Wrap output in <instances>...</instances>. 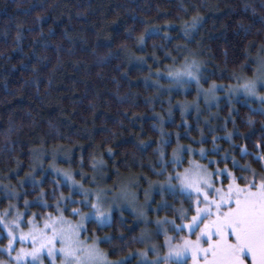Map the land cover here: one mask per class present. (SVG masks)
Instances as JSON below:
<instances>
[{
    "label": "trees",
    "instance_id": "16d2710c",
    "mask_svg": "<svg viewBox=\"0 0 264 264\" xmlns=\"http://www.w3.org/2000/svg\"><path fill=\"white\" fill-rule=\"evenodd\" d=\"M263 55L264 0H0V183L19 207L56 213L71 189L44 168L59 150L107 175L162 176L175 153L179 167L204 154L216 178L251 179L250 166L259 179L264 114L244 98L205 105L201 92L252 74ZM181 65L195 78L174 81ZM135 221L115 211L88 228L120 259L141 246Z\"/></svg>",
    "mask_w": 264,
    "mask_h": 264
},
{
    "label": "rangeland",
    "instance_id": "374dc122",
    "mask_svg": "<svg viewBox=\"0 0 264 264\" xmlns=\"http://www.w3.org/2000/svg\"><path fill=\"white\" fill-rule=\"evenodd\" d=\"M256 63H258L259 68L257 66V70H254L252 74L246 77L240 76L230 85L215 84V92H201L204 95V100L208 99L203 103L205 105L206 103L217 104L220 101L231 102L244 98L248 106L260 110L264 114V100L261 99L264 97V59H259ZM193 71L195 73L198 70L193 68ZM171 72L170 77L174 81L195 78L192 70L185 65L172 69ZM189 72L191 75H188ZM249 81L256 82L254 95L244 90V85ZM220 87L224 88L226 96L221 94L223 92H216V89H220ZM212 88L213 86L210 89ZM200 89L206 90L204 87ZM215 93L222 96L212 100V95ZM224 98L226 100H223ZM230 105L234 110L237 109L233 103ZM231 108L229 109L233 111ZM64 155L63 150L53 151L51 160L44 168L56 177L62 178L71 189V193L63 197V204L58 205L56 213H42L28 206L19 207L20 200L18 198L21 196L9 188L6 181L0 183V225L3 228L0 231V237H7L6 247H0V252L7 254L2 257L6 259H0L2 264H18L15 258L19 250L24 249L28 252L32 250L34 246L28 238L29 233L33 227L42 229L49 215L54 218L63 217L66 221L65 227L82 225L81 228L77 229L81 241L80 247L84 249V251L77 253L81 258V264H87L86 250L93 245L104 256L102 264H117V262L125 264L129 260L132 264H157V262L158 264H193L190 257L177 258L174 253L184 239H196L195 235L189 234L187 225L191 224V217L196 215V202L202 197L196 195L194 188H183L181 179L177 177H183L186 170L195 169L196 165H199L207 173L214 174L215 171L202 161L204 154L197 159L192 157L189 165L181 167H179L180 164H176L175 154L173 156L175 165L172 166V170L168 171L166 168L160 167L157 172L162 176L155 178L145 174L135 176V174L123 173L107 175L104 171L87 172L82 168H72L70 166L72 163L69 164L72 161L67 157H62ZM39 159L40 156L38 155L34 158L36 171L40 168L41 161ZM180 161L178 159V162ZM225 174H231V170H226L218 178L211 175L210 179L215 187L227 188V185L231 183V179L223 178ZM243 184L240 185L243 186ZM92 205H97V208L91 207ZM199 206L204 207L202 203ZM74 209L78 210L79 214L74 213ZM115 211L122 216L124 212L132 214L136 219L135 223L139 224L140 227L138 241L141 246L120 259L111 257L102 247L97 230L89 231L88 228V223L91 220L96 221L99 225L111 223ZM101 212L104 213L103 217L99 215ZM14 221L18 227L13 224ZM6 225L7 227H5ZM9 230L17 237L13 243L15 250L10 253L7 251ZM20 236L25 237L22 242L19 239ZM136 240L134 239V241ZM60 247L62 245L57 242L55 248L59 249ZM144 252L147 253L146 256L141 255ZM170 253L173 255L170 256ZM29 262L31 264H64V257L58 251H54L51 256L45 251L38 260L33 261V258L29 256L23 261V264H29Z\"/></svg>",
    "mask_w": 264,
    "mask_h": 264
},
{
    "label": "snow or ice",
    "instance_id": "6c2138e0",
    "mask_svg": "<svg viewBox=\"0 0 264 264\" xmlns=\"http://www.w3.org/2000/svg\"><path fill=\"white\" fill-rule=\"evenodd\" d=\"M214 88L215 85L209 91ZM244 90L254 95L256 82L249 81L244 85ZM261 99L264 100V97ZM245 170L253 172L252 178L243 175L232 177L227 188L215 187L210 179L215 174L207 173L199 165L186 170L183 177H177L181 179L183 188H194L196 195L202 197L196 202V215L191 217L192 222L187 225L189 234L195 235L196 239H184L175 250L177 258L190 257L193 264H264V176L257 179V174L250 166ZM238 180L244 181L243 186ZM201 203L204 205L202 208L199 206ZM91 207L97 208V205ZM73 212L79 214L78 210L74 209ZM99 215L103 217L104 213ZM13 224L18 227L15 221ZM65 224L63 217L49 215L42 229L33 227L28 238L34 247L30 252L19 250L15 258L18 264H23L29 256L33 261L38 260L45 251L49 256L54 251L61 253L64 264H81L77 253L84 249L80 247L77 229L82 225L65 227ZM8 237L7 251L10 253L15 250L13 243L17 237L10 230ZM19 239L22 242L25 237L20 236ZM57 242L62 245L59 249L55 248ZM86 251L87 264H102L104 256L95 245ZM141 255L146 256L147 253Z\"/></svg>",
    "mask_w": 264,
    "mask_h": 264
},
{
    "label": "bare ground",
    "instance_id": "6f19581e",
    "mask_svg": "<svg viewBox=\"0 0 264 264\" xmlns=\"http://www.w3.org/2000/svg\"><path fill=\"white\" fill-rule=\"evenodd\" d=\"M86 183V182H85Z\"/></svg>",
    "mask_w": 264,
    "mask_h": 264
}]
</instances>
